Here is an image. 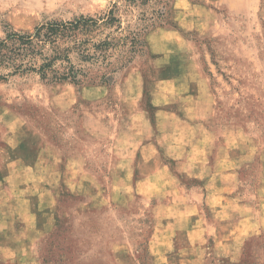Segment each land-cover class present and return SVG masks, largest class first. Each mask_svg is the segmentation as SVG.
<instances>
[{
	"label": "rangeland",
	"instance_id": "1",
	"mask_svg": "<svg viewBox=\"0 0 264 264\" xmlns=\"http://www.w3.org/2000/svg\"><path fill=\"white\" fill-rule=\"evenodd\" d=\"M113 3L0 0V37ZM142 11L161 17L109 83L0 81V264H264V0ZM188 149L230 183L219 211Z\"/></svg>",
	"mask_w": 264,
	"mask_h": 264
},
{
	"label": "trees",
	"instance_id": "2",
	"mask_svg": "<svg viewBox=\"0 0 264 264\" xmlns=\"http://www.w3.org/2000/svg\"><path fill=\"white\" fill-rule=\"evenodd\" d=\"M149 0L113 3L95 15L45 20L31 31L9 29L0 37V81L34 75L50 83H109L137 55L161 13L138 9Z\"/></svg>",
	"mask_w": 264,
	"mask_h": 264
},
{
	"label": "crops",
	"instance_id": "3",
	"mask_svg": "<svg viewBox=\"0 0 264 264\" xmlns=\"http://www.w3.org/2000/svg\"><path fill=\"white\" fill-rule=\"evenodd\" d=\"M146 146L149 147V149H153L148 143L146 144ZM198 150H201V158L198 159V161H196V159L191 158L190 149H188L186 153H184L183 166L185 170L189 172L192 171L195 172L194 171L195 169L197 170L206 169L210 171L205 177L206 178L205 186L206 187L209 186V188H207L205 200H208L207 202L210 205V207L213 206L216 211H219L221 209L219 203L225 202V197L228 198V196H226L225 194V191L229 190L230 183H226L224 181L225 180L224 177L214 175L215 174L214 169L217 167V165L209 158L211 154L209 149H198ZM168 154L173 158L178 157L174 151L172 154L170 153ZM227 173L230 176V172L228 171Z\"/></svg>",
	"mask_w": 264,
	"mask_h": 264
}]
</instances>
